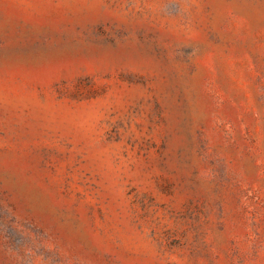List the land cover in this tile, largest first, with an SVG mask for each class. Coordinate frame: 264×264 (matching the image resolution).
<instances>
[{"label":"rangeland","instance_id":"rangeland-1","mask_svg":"<svg viewBox=\"0 0 264 264\" xmlns=\"http://www.w3.org/2000/svg\"><path fill=\"white\" fill-rule=\"evenodd\" d=\"M0 264H264V0H0Z\"/></svg>","mask_w":264,"mask_h":264}]
</instances>
